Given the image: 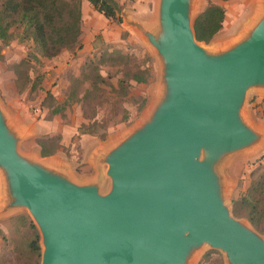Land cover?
Returning <instances> with one entry per match:
<instances>
[{
	"label": "water",
	"instance_id": "water-1",
	"mask_svg": "<svg viewBox=\"0 0 264 264\" xmlns=\"http://www.w3.org/2000/svg\"><path fill=\"white\" fill-rule=\"evenodd\" d=\"M156 2L152 20L121 15L154 51L162 93L102 159L104 183L77 184L46 157L22 154L0 108L5 211L30 214L41 264H189L204 246L227 264H264L263 235L231 213L216 170L264 140L242 116L248 92L264 89V0L247 35L215 50L196 38L194 0Z\"/></svg>",
	"mask_w": 264,
	"mask_h": 264
},
{
	"label": "rangeland",
	"instance_id": "rangeland-1",
	"mask_svg": "<svg viewBox=\"0 0 264 264\" xmlns=\"http://www.w3.org/2000/svg\"><path fill=\"white\" fill-rule=\"evenodd\" d=\"M194 1L193 20L209 5L208 0ZM138 2L145 6L142 11L151 14L152 20L156 15V0H132L121 5V14L130 10L136 12ZM213 4L222 7L226 17L222 31L211 42L204 43L211 50L231 47L244 36L246 27L250 26V30L255 25L254 20L263 12L261 0L213 1ZM123 27L104 17L87 19V23L83 21L82 24L79 44L72 50H62L53 59L38 57L33 43L24 40L17 30L8 45L0 41V108L9 125L20 133L19 151L34 158L40 155L42 144L45 145L55 154L40 159L55 164L77 184L84 185L101 176L104 183L107 166L101 163L102 159L113 146L141 126L162 93L161 67L154 51L141 33ZM103 54L106 57L101 61ZM114 55L125 56L142 69H151L152 79L147 84L133 83L127 96L119 95L118 80L123 63ZM92 63L106 79L101 84L103 100L97 120L102 122L100 125H108L107 129L103 126L81 129L83 124H92L83 117L79 104L65 105L63 110L71 77H81L84 71L89 73L92 68L87 65ZM57 108L61 111L53 115L52 111ZM242 116L264 134V89L248 92ZM216 170L222 182L225 204L232 213L235 201L264 170V140L248 150L225 156ZM109 184L103 186V191ZM7 201L5 181L0 175V264H18L21 257L22 262L32 264L34 257L28 253V244L34 233L29 222H34L26 210L5 211ZM37 231L41 245V234ZM27 254L30 261L24 260ZM189 264H227V261L222 252L204 246L192 256Z\"/></svg>",
	"mask_w": 264,
	"mask_h": 264
},
{
	"label": "trees",
	"instance_id": "trees-1",
	"mask_svg": "<svg viewBox=\"0 0 264 264\" xmlns=\"http://www.w3.org/2000/svg\"><path fill=\"white\" fill-rule=\"evenodd\" d=\"M93 8L108 20L119 25L123 23L121 11L122 6L110 0H88ZM213 1L227 2L229 0H208L209 5L197 17L194 23L196 38L199 42H211L223 29L226 12L213 4ZM82 8L81 3L70 0H0V41L8 45L12 40L13 32L19 31L24 40L31 41L38 57L53 59L62 50L74 49L82 35ZM122 60L120 78L118 80V93L127 96L129 88L135 84H147L153 77L151 69L135 66L122 55H114ZM111 56V57H114ZM101 56V61L105 59ZM93 66V67H92ZM92 68L89 73L84 71L81 77L72 76L63 105L76 103L83 108V117L92 125L83 124L81 129L90 126H100L105 129L108 125H100L97 120L98 108L102 106L101 84L106 82L105 77L100 74L99 67L92 63L87 68ZM61 111L57 108L52 111L56 115ZM93 122V123H92ZM86 133V132H85ZM88 133V132H87ZM105 135L101 138L105 139ZM42 144L41 156L54 155ZM233 213L237 218L246 219L260 234H264V170L255 178L233 206ZM29 227L34 233V238L28 244V253L34 257L32 264H40L42 257L39 244V234L35 225L29 222ZM24 260H29L28 254ZM19 263L29 264L27 261ZM18 263V264H19ZM31 264V262H30Z\"/></svg>",
	"mask_w": 264,
	"mask_h": 264
},
{
	"label": "crops",
	"instance_id": "crops-1",
	"mask_svg": "<svg viewBox=\"0 0 264 264\" xmlns=\"http://www.w3.org/2000/svg\"><path fill=\"white\" fill-rule=\"evenodd\" d=\"M81 8H82L83 21H85V23H87V19H94V18L101 19V17H104L102 14H100L93 8L92 4L88 0L81 3ZM136 8H137L136 12L134 10L133 11L130 10L129 12H124L127 15L128 20L145 22L147 21V19L148 20L150 19L151 14L148 15L145 13V11H142L145 8L144 5L142 4L139 5V2H138L136 4ZM121 25L126 27L127 29H132L131 26L127 24L126 19H123V23ZM84 50H86V47ZM38 152L41 155V151H38Z\"/></svg>",
	"mask_w": 264,
	"mask_h": 264
},
{
	"label": "built area",
	"instance_id": "built-area-1",
	"mask_svg": "<svg viewBox=\"0 0 264 264\" xmlns=\"http://www.w3.org/2000/svg\"><path fill=\"white\" fill-rule=\"evenodd\" d=\"M101 1H103V0H101ZM110 1H113L114 3H117L119 5H125L129 2H131L132 0H110Z\"/></svg>",
	"mask_w": 264,
	"mask_h": 264
}]
</instances>
